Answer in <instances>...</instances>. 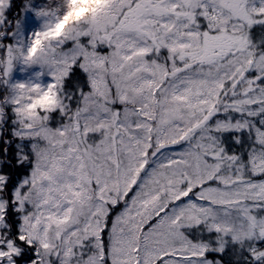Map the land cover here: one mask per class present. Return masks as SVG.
Returning <instances> with one entry per match:
<instances>
[{"label":"snow or ice","instance_id":"1","mask_svg":"<svg viewBox=\"0 0 264 264\" xmlns=\"http://www.w3.org/2000/svg\"><path fill=\"white\" fill-rule=\"evenodd\" d=\"M0 264H264V0H0Z\"/></svg>","mask_w":264,"mask_h":264}]
</instances>
